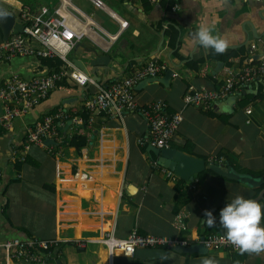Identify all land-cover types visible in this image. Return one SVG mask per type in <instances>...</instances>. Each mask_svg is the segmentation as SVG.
I'll return each mask as SVG.
<instances>
[{"label": "crops", "instance_id": "1", "mask_svg": "<svg viewBox=\"0 0 264 264\" xmlns=\"http://www.w3.org/2000/svg\"><path fill=\"white\" fill-rule=\"evenodd\" d=\"M68 1L82 13L84 18L68 8L86 29L69 53L68 65L59 57L36 55L0 61V87L13 75L30 80L63 66L90 79L84 87L65 79L48 100L16 119L12 129L0 126L4 131L0 137V242L59 240V264H201L205 257L216 259L217 264H264V253L221 249L189 255L158 247L138 249L133 257H125L111 255L96 242L106 232L118 239L137 231L172 239L186 236L193 242L214 233L225 235L219 213L237 195L261 204L260 226L264 227V183L253 187L208 168L193 181L170 179L152 166V161L159 163L155 153L139 144L147 130L142 116L94 114L85 107L89 97L134 75L149 60L166 64L173 71L168 85L162 83L166 71L136 90L135 97L140 106L164 101L171 112H182L183 122L170 148L208 159L210 164V159L223 157L228 166L230 159L237 173L264 178V81L236 90L209 113L184 102L189 87L218 90L229 72L241 70L248 57L264 58V0H177L176 12L172 10L176 0H163L157 6L147 0H100L104 10L91 0ZM62 4L61 0H0V8L15 15L20 24L22 12L38 14L47 9L55 15ZM110 14L127 21L128 27L121 31ZM201 24L211 26L213 34L227 41L224 53L192 45L191 34ZM173 30L178 33L175 39L170 34ZM1 43L5 42L0 30ZM59 109L77 118L62 126L64 143L49 138L43 146L32 145L26 155L28 129ZM3 112L0 99V115ZM76 135L86 138L87 144L71 146L69 141ZM21 156H26L24 162L19 161ZM205 210L217 218L215 227L203 223ZM182 211L187 215L185 233L174 223ZM78 242L87 247L79 249ZM161 255H167V260L162 261ZM0 264L28 263L11 261L0 249Z\"/></svg>", "mask_w": 264, "mask_h": 264}, {"label": "built area", "instance_id": "2", "mask_svg": "<svg viewBox=\"0 0 264 264\" xmlns=\"http://www.w3.org/2000/svg\"><path fill=\"white\" fill-rule=\"evenodd\" d=\"M61 1L63 4L54 12L55 15H51L47 9H42L38 14L22 12L20 20L23 31L13 34L11 39L0 44V61H9L16 56L36 55L47 58L59 57L68 65V55L77 42L86 35V29L68 8H72L83 17L82 13L74 8L68 0ZM91 1L97 8L106 9L102 1ZM147 1L151 5L157 6L163 0ZM179 9L180 4L176 0L172 10L176 12ZM110 15L119 23L121 31L128 27L127 21L120 20L115 14ZM109 38L115 41L117 35H109ZM168 69L166 64L149 60L134 75L116 80L108 87L101 89L96 96L89 97L88 101L85 102V107L91 113L109 116L121 117L127 113H137L144 118L147 124L146 133L139 139V144L142 147L169 149L183 122L182 112H171L169 105L164 101H155L140 106L135 97V88L141 81L158 78ZM65 79H70L81 87L90 82L85 74L70 70L68 66H63L59 71L30 80H24L16 75L8 78L0 87V99L4 103V112L0 115V126L7 130L12 129L16 119L48 100L53 91L61 87ZM258 81H264V58L255 60L250 56L246 59L241 70L229 72L228 80L218 90L189 87L185 93L184 102L188 107L209 112L215 104L234 95L236 90ZM248 113H251V110ZM69 120L77 122V118L64 109H59L56 113L45 116L42 122L28 129L27 142L23 146V152L27 155L32 145L43 146L49 138L56 140L59 144L64 143L62 126ZM25 160L26 156L19 158L21 162ZM210 161L222 168L226 166L223 157H214ZM152 166L162 169L170 179L178 177L173 171L163 168L157 161H152ZM186 219L185 211L176 214L174 217L176 228L183 233L187 231ZM224 237V234L214 233L193 242L186 236L172 239L141 235L137 231H133L127 239H118L112 233L106 232L95 241L105 245L111 255L121 254L125 257H133L138 249L160 247L174 250L177 247L186 248L194 244H203L208 250L221 249L231 253H240ZM76 246L79 249H85L87 243L78 242ZM61 247V241L55 239L46 241L13 239L0 242V249L6 252L9 260L28 264H59L57 259L60 256Z\"/></svg>", "mask_w": 264, "mask_h": 264}, {"label": "clouds", "instance_id": "3", "mask_svg": "<svg viewBox=\"0 0 264 264\" xmlns=\"http://www.w3.org/2000/svg\"><path fill=\"white\" fill-rule=\"evenodd\" d=\"M0 15H4L0 13ZM192 45H199L204 49H212L216 54L226 51L227 41L218 34H213V29L207 24H201L191 34ZM203 223L213 228L217 224V218L211 211L203 213ZM262 207L259 202L245 199L237 195L231 202L226 203L219 213V225L226 230L224 239L232 244L241 254L264 253V227L260 226ZM167 255H161L160 259L167 260ZM201 264H217L216 259L205 257Z\"/></svg>", "mask_w": 264, "mask_h": 264}, {"label": "water", "instance_id": "4", "mask_svg": "<svg viewBox=\"0 0 264 264\" xmlns=\"http://www.w3.org/2000/svg\"><path fill=\"white\" fill-rule=\"evenodd\" d=\"M0 30L3 35V42H7L11 36V33H21L23 31V25L16 22L15 15L7 12L5 9L0 8ZM173 76V71H168L166 77L162 79V83L168 85V82ZM158 78L145 79L136 86V90L145 88L148 84L157 81ZM153 153L159 158V164L166 169L173 171L180 179L184 181H193L194 176L206 170L207 168L214 173L225 177L230 180L241 181L247 185L253 187H259L264 183V178H255L249 175H242L235 171L231 165L222 168L218 165H207L205 160L186 155L182 152L174 149L160 150L155 147H149ZM177 253L183 254H200L205 255L209 253V250L203 244H194L190 247H177L174 249Z\"/></svg>", "mask_w": 264, "mask_h": 264}, {"label": "trees", "instance_id": "5", "mask_svg": "<svg viewBox=\"0 0 264 264\" xmlns=\"http://www.w3.org/2000/svg\"><path fill=\"white\" fill-rule=\"evenodd\" d=\"M170 34H171V38L173 39H175V38H177L178 37V33H176V31H174L173 30V32H170ZM206 113H209V112H206ZM212 114V113H211ZM84 118H85V120H87V117L84 115ZM4 134V131H1L0 130V137L2 136ZM77 140H80V142H77ZM86 138H81V137H79V136H74L73 137V139L71 140V141H69V144L71 145V146H77L78 148H81V147H83V146H85L87 143H86ZM208 160V159H207ZM206 160V163L207 164H210V162H208ZM226 164L227 165H231L232 164V161L230 160V159H228L227 161H226ZM207 170H209V169H207Z\"/></svg>", "mask_w": 264, "mask_h": 264}, {"label": "rangeland", "instance_id": "6", "mask_svg": "<svg viewBox=\"0 0 264 264\" xmlns=\"http://www.w3.org/2000/svg\"><path fill=\"white\" fill-rule=\"evenodd\" d=\"M109 23H112V21H111V22H109ZM109 23H108V24H109ZM113 23H114V22H113Z\"/></svg>", "mask_w": 264, "mask_h": 264}]
</instances>
